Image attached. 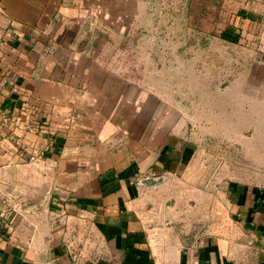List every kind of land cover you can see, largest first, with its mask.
<instances>
[{"label":"crops","instance_id":"obj_1","mask_svg":"<svg viewBox=\"0 0 264 264\" xmlns=\"http://www.w3.org/2000/svg\"><path fill=\"white\" fill-rule=\"evenodd\" d=\"M154 1L0 0V264H264V185L232 182L207 227L140 198V178L184 170L178 108L152 93L142 112L76 24L125 33Z\"/></svg>","mask_w":264,"mask_h":264},{"label":"rangeland","instance_id":"obj_2","mask_svg":"<svg viewBox=\"0 0 264 264\" xmlns=\"http://www.w3.org/2000/svg\"><path fill=\"white\" fill-rule=\"evenodd\" d=\"M183 4L155 0L148 17L125 33L88 18L76 24V35L140 85L142 112L152 93L158 107L178 108L184 170L146 176L164 178L139 183L151 186L140 198L149 211L207 227L213 215L227 218L232 182L264 185V0H188L187 10Z\"/></svg>","mask_w":264,"mask_h":264},{"label":"water","instance_id":"obj_3","mask_svg":"<svg viewBox=\"0 0 264 264\" xmlns=\"http://www.w3.org/2000/svg\"><path fill=\"white\" fill-rule=\"evenodd\" d=\"M163 176H158V177H145L142 180H139V183H144V184H154L157 182H160L163 180Z\"/></svg>","mask_w":264,"mask_h":264}]
</instances>
